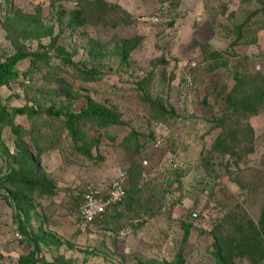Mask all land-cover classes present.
Masks as SVG:
<instances>
[{
  "label": "rangeland",
  "instance_id": "obj_1",
  "mask_svg": "<svg viewBox=\"0 0 264 264\" xmlns=\"http://www.w3.org/2000/svg\"><path fill=\"white\" fill-rule=\"evenodd\" d=\"M16 13L37 17L40 25L20 33L10 22ZM125 41L135 46L129 65L117 54ZM53 45L81 71L95 68L98 79L84 81L72 66L55 70ZM19 50L49 55L52 72L71 86L74 112L92 100L124 125L88 124L97 143L83 154L59 120L53 130L44 115L34 131L27 116L16 115L27 104L66 105L55 94L59 84L44 77L49 68L1 89L16 125L42 134L41 154L30 137L25 141L51 190L14 201L3 188L0 264H18L39 238L50 242L38 255L47 264H217L216 239L234 252L227 264H264V237L256 247L250 243L253 250L240 249L242 236L260 229L264 209V102L253 111H235L230 102L240 78L264 89V0H0V64ZM216 62L226 65L212 71ZM31 67V59L17 65L21 77ZM142 83L150 98L163 97L166 115L154 114L138 89ZM133 131L139 138L128 142ZM232 131L237 142L229 153L222 141H232ZM1 135L0 177L7 172L5 149L17 151L11 129ZM125 172L126 187L142 194L122 217L112 219V211L108 221L82 231L87 188L106 189Z\"/></svg>",
  "mask_w": 264,
  "mask_h": 264
},
{
  "label": "trees",
  "instance_id": "obj_2",
  "mask_svg": "<svg viewBox=\"0 0 264 264\" xmlns=\"http://www.w3.org/2000/svg\"><path fill=\"white\" fill-rule=\"evenodd\" d=\"M78 16L79 14L76 13V19H78ZM10 22L14 23L13 25L19 26L20 30L18 32L21 33L22 29L24 31V29L29 25H40L41 21L37 17L31 15H22L20 13H16L15 17L11 19ZM11 29L15 31L14 28ZM122 44V47L117 48V54L120 56L123 65H129L128 58L131 51L134 50L135 46L131 41H125L122 42ZM51 48L56 49L59 54L60 65L58 67H53L55 68V70L64 71L68 67L72 66L73 68H75V70H78L79 73L82 74L84 81H94L98 79L99 74L95 68L90 71H81L79 67L72 62L71 56L65 50L56 48L55 45H53ZM27 59H31L32 67L29 72H25L21 77V72L17 68V65ZM222 65L226 64L216 62L215 64H213L211 70L214 71L217 68L222 67ZM40 67H46L50 69L49 71H47V73L45 74L46 76L44 77L48 81H53L59 84L58 91H56L55 94L65 97L67 103L66 105H62L58 109L51 107L49 109L43 110L38 105L29 106L28 104L21 108H18L16 115L27 116L30 123H33L32 125H34V131H36L35 129L39 128L38 122L40 117L46 115L47 117L52 119V124H49V127H52L53 130L55 129V122L53 123V121L57 119L60 121L65 130L69 132V136L72 143L74 144V147L80 153L90 154L91 148L97 142L96 140H92L91 138H89L88 133L86 132V127L88 126V124L98 125L100 128L124 125V123L115 112L105 107L104 105L92 100H89L87 107H82L79 112H74V105L72 100L75 98L71 96L72 92L68 91L71 89V86L63 78H60V76H56L57 73L52 72L51 59L49 55L41 52L30 53L19 50L15 55L0 64V140L2 136V130L5 127H9L12 131V134H14L16 137L15 142L17 146V151L13 153H11L8 149H5L7 172L2 177H0V194L4 188L8 192V196L14 201H16V198L22 196L23 194L29 195L31 193H34L35 191H39L40 194H45L49 193L51 190L50 187H47L40 180L41 175L38 157L33 154V152L29 149V144H27V142L25 141L30 137L34 150L37 151L38 154H41L43 152V149L46 148L45 144H43L42 142V134H38V136L33 132H28L21 126L16 125L15 115L9 112L8 107L3 102L1 93V89H3L4 87H9L12 82H17L21 79L22 83H24L26 79H29V76H31L32 73L38 71ZM239 80L240 82L234 91V96L232 94V96L230 97V102L232 105L231 107L235 109V111H237L239 107H243L246 110L253 111L256 109L259 103L264 102V89L253 90L254 84H252L251 81L250 83L243 81V78H240ZM144 86L145 85L143 83L139 84L138 89L145 92ZM244 88L250 89L252 90V92L241 97L238 96V94L241 93ZM25 89H27V87ZM144 96V100L150 105L155 115H166L165 110L162 108V96L157 97L156 100H153L148 95H146V92L144 93ZM27 99L28 101L32 100L29 98V96H27ZM231 133L233 135L232 141H227V139L222 141L223 146H225V151H228L229 153L232 152L233 149V147L231 146L232 143L234 145V142H237V139L235 138V132L232 131ZM137 138H139V134L133 131L130 137L127 138V141L129 142L132 141V139L135 140ZM78 143L81 144V146H78ZM137 147L140 148L138 142ZM141 194V191H139V189H136L134 186L129 189L126 187V196L124 200L112 206L109 211L103 216V218L97 220L93 225L108 221V219L111 218L110 213L112 211L114 212V216L112 219L122 217L124 211L123 208L130 210L133 205L134 198ZM16 211V219L20 226V232L24 236L28 237L29 235L27 229L23 224L24 214H22V212L18 208ZM262 233L264 234V209L262 212L260 229L258 231L254 230V237L252 238L249 236L247 237V235L245 237L242 236V238L245 239H243V242H245V244L240 246V249L242 250L245 248L249 249V251L253 250L250 246V243L253 244V247H256L259 241L262 242L264 237ZM30 242L34 247V251L30 255L21 256L18 264H47L45 260H39L38 255H40V253L42 252V246L50 245L49 240L47 238H39L32 239ZM214 247L215 251L213 252V256L215 257L217 264H227V260L232 259V255L234 252L230 248L228 252H226V250L222 248L220 240L216 239ZM241 250H238L236 253L240 252Z\"/></svg>",
  "mask_w": 264,
  "mask_h": 264
},
{
  "label": "built area",
  "instance_id": "obj_3",
  "mask_svg": "<svg viewBox=\"0 0 264 264\" xmlns=\"http://www.w3.org/2000/svg\"><path fill=\"white\" fill-rule=\"evenodd\" d=\"M126 172L122 173L106 189L88 187L80 208V229L87 230L109 209L122 202L126 196Z\"/></svg>",
  "mask_w": 264,
  "mask_h": 264
}]
</instances>
